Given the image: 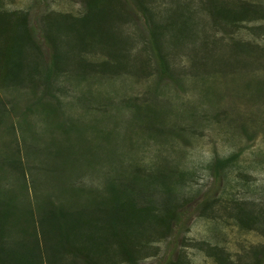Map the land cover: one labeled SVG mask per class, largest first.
I'll use <instances>...</instances> for the list:
<instances>
[{
	"label": "rangeland",
	"instance_id": "374dc122",
	"mask_svg": "<svg viewBox=\"0 0 264 264\" xmlns=\"http://www.w3.org/2000/svg\"><path fill=\"white\" fill-rule=\"evenodd\" d=\"M103 7V20L83 22L86 0H0L31 35L25 55L16 43L15 77L0 58L2 262L111 264L74 245H94L95 226L111 232L122 201L151 216L168 204L178 218L133 236L134 263L111 237L115 264H264V0ZM243 9L246 19L226 17ZM232 155L229 168L210 169ZM58 213L86 240L54 260Z\"/></svg>",
	"mask_w": 264,
	"mask_h": 264
},
{
	"label": "trees",
	"instance_id": "16d2710c",
	"mask_svg": "<svg viewBox=\"0 0 264 264\" xmlns=\"http://www.w3.org/2000/svg\"><path fill=\"white\" fill-rule=\"evenodd\" d=\"M104 1L105 0H86L88 13L81 20L83 22H86L88 19L92 18L94 14L98 18L99 21L103 20V18H105L106 14L108 13L106 8L103 7ZM143 7L146 8V6H143ZM227 15L228 16L226 17H228L232 21H238L239 20L238 18L243 20L248 17L249 10L243 9V11H240V12L238 11L237 13L227 14ZM61 16L66 17V14H62ZM4 17H9L10 18L9 22H5L6 20ZM5 35L9 37V42L6 43L5 46L0 47V58L1 57L3 58L2 67L4 68L8 67L9 68L8 71L10 72L8 74L11 77H15L16 73L20 72L22 69L21 68L22 61H20V56L26 54L25 50H26V46L28 45V37L30 36L31 38V35L29 34V29L26 25V17L18 16L16 12H0V37L4 38L3 36ZM20 41H24L25 45L22 49L23 51L21 55L18 57H15V55L19 54L21 50V48L18 47V45L16 44L17 42H20ZM152 44L156 45V49H157L156 54H157V58L161 65L162 75H166L169 69V64L166 60V56L164 55V53L160 51L161 46H159L160 44L157 39L152 40ZM59 57H60V54L57 52L54 56V61L58 60ZM233 157L234 155L228 158H216L214 161L211 162L212 165H210V169L214 170L213 172L217 174L221 171H224L226 168H229L230 166L233 165V162L235 160ZM121 191L122 190L118 191L119 193L114 194V195L116 196L120 195ZM123 196L124 198L127 199L125 193ZM128 199H130V197ZM131 203L135 204V202H131ZM117 204L120 210L117 213V215L114 217V219L111 221L110 227L112 231L110 232L108 230H100L99 229L100 226L98 227L95 226V231H93L92 233L97 232L99 239L96 238L97 241L94 242L95 243L94 245L92 243L89 246L90 248L89 247L87 248V246H84L82 243L77 247L74 245L77 253L87 255L88 257H92L90 253L96 250L97 255L101 254L100 255L101 258H104L106 261L110 262L111 264H115L114 262H112V260L114 259L115 253L113 250L112 252L110 251V249L113 246L112 243L114 241L115 244L117 245L116 248H118V251L120 250L121 254L126 258V261L134 263L135 262L134 257H133L134 246L132 247V245H136L137 241L131 243V241L133 240V236L135 235H138V237H141L142 235L144 236L146 234V231L150 229V225L152 223L160 226L161 228H166L167 231H169L171 228V221L174 220L175 218H178L177 216L178 214H177V211L175 212V208H172V206L168 204L167 206H165L163 213H160L158 216L152 215L153 217L150 215L151 211L149 210V207L148 209H146L145 207H141L137 205V208L136 207L133 208V205H131L132 206L131 207L128 204V202H122V201L118 202ZM62 210L63 209H61V211ZM58 214L59 215H57L56 217L53 215L54 220L52 219V224H53V228L54 226L58 227L60 234H62V239L58 240V244H55L53 247V249L57 252V254L54 253V260L56 259V257L57 259L64 258L63 254L58 255V253L61 252V250H65L67 248V245H66L67 243H71L73 246V240H77V238L84 239L80 237L81 234H84V232L81 230L79 232L80 233L79 237L77 236L78 231H79V228H77L78 224H75V227H73L72 224L74 225L75 223L74 221L71 222L70 220H68V223L62 222L61 217L64 219V216H67V214L65 213H62V214L58 213ZM240 222L244 224L246 223L249 225L248 222L250 221L246 220L245 218L243 219L241 218ZM84 224L88 225L89 227L90 220L86 219ZM118 224H120L121 229L122 228L124 230L127 229L128 231L125 232L122 230L119 232L118 230H116L115 228H116V225ZM142 224L146 226L143 227L141 226ZM68 226H71L72 228ZM71 229L74 230L75 232L71 231ZM91 231L92 230H90L89 232ZM116 235H118V237H116V239L114 238V240L112 241L111 237L116 236ZM90 242H93V241H90ZM66 250L69 251V248H67ZM86 250L90 251V253H87ZM32 254L35 255L33 252ZM97 255L96 257H98ZM261 255L264 257V248L262 249ZM0 264H6V262L3 263L2 258H0Z\"/></svg>",
	"mask_w": 264,
	"mask_h": 264
}]
</instances>
